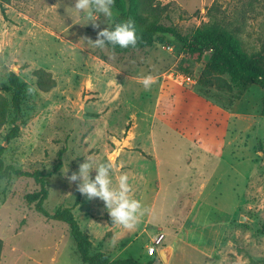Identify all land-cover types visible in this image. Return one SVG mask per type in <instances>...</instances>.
<instances>
[{"label":"rangeland","instance_id":"rangeland-1","mask_svg":"<svg viewBox=\"0 0 264 264\" xmlns=\"http://www.w3.org/2000/svg\"><path fill=\"white\" fill-rule=\"evenodd\" d=\"M158 1L166 5L162 23L192 34L218 22L248 52L264 55V0ZM214 3L218 9L211 12ZM70 6L74 0H0V93L11 99L12 70L28 82L20 134L5 139L12 112L0 129L5 162L48 172L66 149L62 168L48 178L45 206L52 211L75 204L79 192L67 177L88 155L111 163L114 183L127 174L130 195L145 208L135 228L112 223L99 198L82 195L74 209L93 251L147 262L157 256L148 251L153 237L164 234L160 251L169 249L172 259L161 258L163 264H264L263 89L214 88L216 99L205 97L177 75L199 72L211 52L197 62L162 35L142 48H99L87 40L111 27L118 9L113 6L108 23L101 14L96 28ZM38 68L52 73L54 88H39ZM148 75L155 83L146 90ZM167 79L181 85L178 98L166 91ZM184 87L198 96L186 97ZM39 188L31 176L0 177L1 264H86L69 225L48 219L26 199ZM212 222L228 227L224 238Z\"/></svg>","mask_w":264,"mask_h":264},{"label":"trees","instance_id":"trees-1","mask_svg":"<svg viewBox=\"0 0 264 264\" xmlns=\"http://www.w3.org/2000/svg\"><path fill=\"white\" fill-rule=\"evenodd\" d=\"M11 0H1L2 3ZM114 6L118 9V14L113 23L131 18L134 20L138 42L136 46L120 48L111 46L116 50L142 48L153 45L158 36L168 37L169 42L182 44L195 61L200 62L206 52H211L204 67L196 72L198 85L197 90L200 94L208 98L216 99L214 88L220 91L231 92L237 86L255 84L264 91V55L257 52H248L242 45L235 31L227 29L218 22L198 28L192 34L182 33L175 25H166L161 22V14L166 9L162 7L158 0H115ZM217 8V3L211 7V12ZM188 62L185 71L190 72ZM37 77V84L43 91H49L57 85L56 78L52 73L44 68L34 71ZM9 85L11 99L0 93V129L8 122L10 113H14L13 127L5 135V139L10 142L20 134L21 126L17 119L25 113V104L28 97V82L14 70L9 73ZM264 113V94L263 106ZM129 128V127H128ZM5 145L0 144V177L11 176L13 174L34 177L40 184V188L26 194L29 203H34L35 208L45 217L52 220L62 221L69 225L70 232L74 238L75 245L86 264H163L159 255L144 262L137 258L113 257L111 253L103 250L93 251V240L82 228L78 217L75 214V207L80 204L82 194L78 197L73 206H60L56 210H49L45 206V201L49 197L48 178L60 171L63 166V154L65 148L58 152V161L51 171L45 172L41 169L33 171L18 168L13 163H6L3 157ZM4 239L0 237V264Z\"/></svg>","mask_w":264,"mask_h":264},{"label":"clouds","instance_id":"clouds-1","mask_svg":"<svg viewBox=\"0 0 264 264\" xmlns=\"http://www.w3.org/2000/svg\"><path fill=\"white\" fill-rule=\"evenodd\" d=\"M115 0H74V6L69 8L72 15L82 18L85 24L92 22L93 26L100 28L97 23L101 14L107 18V23L114 16L113 6ZM109 25V24H108ZM137 28L131 18L115 22L113 26L100 28L95 40L88 39L87 42L104 48L108 45L113 47L127 48L136 46L138 42ZM155 83L152 75L142 79L144 88L150 89ZM110 162H98L93 155L85 157L79 164L78 171L68 176L69 182H76V190L85 195L87 199H101L108 211L112 223L122 225L125 229H133L143 217L145 208L139 199L130 195L131 185L127 174H121L118 181L113 182ZM95 170V175H92ZM67 173V170L64 171ZM116 241L113 240L115 245Z\"/></svg>","mask_w":264,"mask_h":264},{"label":"crops","instance_id":"crops-1","mask_svg":"<svg viewBox=\"0 0 264 264\" xmlns=\"http://www.w3.org/2000/svg\"><path fill=\"white\" fill-rule=\"evenodd\" d=\"M174 81H175V79H174ZM173 81V82H174ZM172 82V80L170 81V80H164V85H165V88H166V91L170 94V96H172V98L174 97V98H178L179 97V95H180V92H179V86H181V85H179V83H173ZM175 84H177V85H175ZM179 85V86H178ZM184 89L186 90V91H183V93L185 94V96L187 97V96H189V98H192L193 96H198V94H197V92L196 91H194L193 89H191V88H186V87H184ZM187 89H189V90H187ZM197 94V95H196ZM194 98H196L197 99V97H194ZM175 113V111H173V115H175L174 114ZM202 132H197V135H200ZM212 225H213V229L216 231V233H218V234H220L221 235V237L222 238H224V235H225V232H226V229L228 228V227H224V225L223 224H216L215 222H212L211 223ZM158 235V234H157ZM154 238V237H153ZM221 238V239H222ZM171 259H172V256H171V258H170V261H171ZM169 261V262H170Z\"/></svg>","mask_w":264,"mask_h":264},{"label":"built area","instance_id":"built-area-1","mask_svg":"<svg viewBox=\"0 0 264 264\" xmlns=\"http://www.w3.org/2000/svg\"><path fill=\"white\" fill-rule=\"evenodd\" d=\"M177 78L179 79V82L196 83L197 81L196 74L179 73L177 75ZM164 236V234H158L154 236V238L152 239V243L148 246V251L153 253L154 255L160 256V246L164 241Z\"/></svg>","mask_w":264,"mask_h":264},{"label":"water","instance_id":"water-1","mask_svg":"<svg viewBox=\"0 0 264 264\" xmlns=\"http://www.w3.org/2000/svg\"><path fill=\"white\" fill-rule=\"evenodd\" d=\"M241 219H245V216H242ZM170 255H171V252L169 249H162L160 251V256L164 262L169 261Z\"/></svg>","mask_w":264,"mask_h":264},{"label":"bare ground","instance_id":"bare-ground-1","mask_svg":"<svg viewBox=\"0 0 264 264\" xmlns=\"http://www.w3.org/2000/svg\"><path fill=\"white\" fill-rule=\"evenodd\" d=\"M171 258V257H170ZM169 261H170V259H169ZM169 261H168V263H169Z\"/></svg>","mask_w":264,"mask_h":264}]
</instances>
